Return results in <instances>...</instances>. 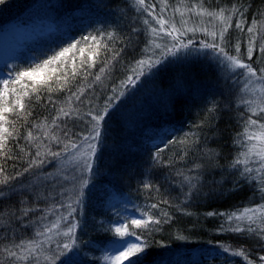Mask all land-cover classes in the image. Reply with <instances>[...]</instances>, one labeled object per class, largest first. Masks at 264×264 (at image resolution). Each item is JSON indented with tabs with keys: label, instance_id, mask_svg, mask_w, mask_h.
Returning a JSON list of instances; mask_svg holds the SVG:
<instances>
[{
	"label": "trees",
	"instance_id": "1",
	"mask_svg": "<svg viewBox=\"0 0 264 264\" xmlns=\"http://www.w3.org/2000/svg\"><path fill=\"white\" fill-rule=\"evenodd\" d=\"M213 1L225 8L238 5L247 19L245 32H240L235 28L236 18L233 17V27L226 36L230 54H235L233 45L239 40L243 57L248 40L246 29L253 20L260 22L256 25V46L264 44V0ZM45 9L54 15L56 31L28 44L22 54L25 58L14 63L11 70L15 74L35 66L82 37L113 33V40L101 41V45L108 44L107 51L102 46L97 48L91 40L77 44V48L56 65L57 75L63 76L65 72L70 75L73 69L79 73L81 61L95 56V67L91 68L87 79L77 74L68 85L73 91L78 87L84 89L81 97L84 103L74 101L72 104L73 108H79L84 119H68L65 123L69 134H74L73 139L79 142L81 134L87 135L91 130L86 116L88 110L93 105L96 110L106 105L110 109L102 122L95 163L87 177L120 194L127 207L158 218L165 212L168 214L160 216V224L135 229L148 245L151 264H247L242 257L232 254L241 248L246 249L249 259L259 264V256L264 255V239L256 234L229 231L232 222H226L225 216L208 214L239 212L264 203V192L259 191L258 183L245 182L231 167L242 153L238 137L244 132L245 120L250 115L248 105L240 102L236 81L225 76L216 60L203 55L196 45L198 51H187L178 58L180 52L168 56L165 64H158L151 72L145 70L146 74L138 81L121 88V82L132 75L130 69L135 62L145 56L143 49L149 42L144 20H149L150 16L138 7L136 0H3L0 2V29L16 21L26 23L27 14ZM81 47L83 57L78 51ZM120 49L123 51L111 61L110 70L100 82H95L104 58ZM263 58L254 54L250 63L259 70ZM53 84L56 91L41 88L39 93L30 92L24 97L25 109L30 108L31 115L16 119V140L8 141L10 154L18 158L0 157V164L8 175L23 173L9 185L0 186L6 193L0 197V264H13L3 251L5 247L11 248L21 239L36 238L44 225L58 220L61 215L67 216L69 203L76 208L73 217L79 221L75 250L80 254L75 260L81 264H96L95 259L85 253L94 251L93 245L104 247L112 239L110 231L99 229L97 221L104 213L93 204L90 192L79 196L81 202L77 205L74 200L78 194L75 196L66 190V181L37 179L48 172L56 173L71 153L43 168L24 173L37 151L35 144L40 140L48 142L36 125L42 124L45 118L50 122L57 107L66 106L68 88H60L55 77ZM113 89L123 94L109 103L108 98L114 96ZM48 97L57 107H53ZM9 99L11 102V96ZM9 119L15 117L10 114ZM30 128L38 140L26 139ZM59 134L63 138V132ZM169 140L178 142L166 144ZM52 147L60 150L62 145ZM161 149L157 163L153 156ZM197 164L201 165L199 169L195 167ZM180 172L201 177V195L185 198L187 185L177 174ZM222 179L224 182L219 183ZM237 180L239 186L234 187ZM146 184L152 187L146 188ZM60 192L64 195H59ZM60 204L65 207H53ZM153 204L158 207L152 208ZM25 208L31 209L27 216L23 215ZM45 216L47 219H43ZM73 217H68L67 223L74 222ZM128 225L131 231L134 226ZM65 228V222L61 221L60 230ZM61 239L67 240L54 237L56 241ZM224 248L230 250L224 252ZM41 264L47 262L42 260Z\"/></svg>",
	"mask_w": 264,
	"mask_h": 264
},
{
	"label": "snow or ice",
	"instance_id": "2",
	"mask_svg": "<svg viewBox=\"0 0 264 264\" xmlns=\"http://www.w3.org/2000/svg\"><path fill=\"white\" fill-rule=\"evenodd\" d=\"M3 2V0H0ZM206 0H180L179 4L170 5L168 0H159V12L156 11L158 5L156 3H148L147 0H136V4L142 9L151 20H144V24L148 26V32L152 37L147 46L143 49L145 56L135 62V65L130 69L132 75L126 77L125 81L121 82L120 87H127L129 84H134L139 80L141 76L146 74L145 70L151 72V70L167 59L168 56H175L182 50L191 52L198 51L196 47V41L193 39L185 40L189 33L195 35L197 32H202L206 39L199 42V49H211L213 55L218 61L228 67L233 74L239 79H244V89L253 93H260V98L264 100V68L257 70L253 67L252 61L253 55L258 54L264 56V44L256 46V25L260 23L257 20H253L246 29L248 34L247 46L243 57L241 56L240 41L237 40L233 45L235 54H230L227 50L228 40L226 36L229 29L233 27V17L236 18L235 28L240 32H245V24L247 19L245 13L238 5H232L231 7L218 9H209L205 7ZM171 12L170 16H165V13ZM176 14H179V20H177ZM212 23L216 21L215 25L211 29L205 23ZM114 39L113 33L101 34L97 36H85L80 41L69 44L67 48H63L58 53H55L48 59L43 60L41 63L35 66H30L28 69L16 71L13 75L9 73V79L0 80V157L6 159H15L11 153V148L8 145V141L11 138L16 140V119H21L28 115H31L30 108L26 111L24 97H28L29 93H39L41 88H46L47 91H56L54 87L53 78L59 84L60 88H68L69 95L65 99L66 106L57 107L55 102L48 97L53 107H57L55 116L49 122L47 118L42 124H37V128L42 129V135L47 139V143L44 140H40L35 144L37 151L34 154V158L29 160L28 166L24 168V173L31 172L34 168H43L45 164L52 163L53 160L67 157L69 153H72L71 160L75 161L77 165H81L84 173H91L93 165L95 163V156L97 152V142L101 136L102 122L105 121L109 114L110 109L107 105L101 109L96 110L95 106L88 110L86 116L88 117V123L91 124V130L89 134H81L79 142L73 139L74 134L70 135L67 129L68 119L80 118L84 119L80 114L79 108H73L74 101L84 103L81 97L84 96V89L76 88L75 91L68 87L69 80H74L77 74L87 76L90 74L91 68L95 67V56H89L87 61L82 60L80 65V72L77 73L75 69L71 71L69 75L65 72L63 76L57 75L58 67L57 62L61 61V58L66 57L73 49L77 48V44L87 42L89 40L96 43L97 48L101 46L105 51L108 50V44L101 45V41H111ZM163 41V42H158ZM159 50L157 52L156 50ZM81 57L84 55V48L78 49ZM123 49L114 51L111 57H106L103 60V66L99 69V72L95 75V82H100L102 76H104L109 70L111 61L115 60ZM74 61V58H73ZM62 67V65H61ZM242 70V71H238ZM32 82L29 85L28 82ZM62 81V83H60ZM261 82L258 86L256 82ZM249 85L254 87L249 88ZM18 86V87H17ZM39 86V87H38ZM89 83L88 87H91ZM114 96L108 98V102L111 103L118 95L123 93H116V89H113ZM11 96V102H10ZM39 100V95L36 96ZM248 105V112L250 115L245 120V130L243 135L247 140V151L241 153L240 157H237L231 167L236 169L239 173L240 179L247 182L249 179L258 181L259 191L264 192V106H260L254 100L244 101ZM13 115L15 119H9V115ZM253 117H259L255 119ZM256 128L258 131H250V129ZM63 132V138L59 132ZM26 139L29 141L38 140V137L33 136V130L30 128L27 132ZM178 141L169 140L166 144L177 143ZM182 142V141H181ZM52 145L60 146V150H53ZM160 151H157L153 156V160L157 163L160 162ZM29 155H32L29 153ZM51 157L52 159H49ZM255 161L257 167H249V163ZM237 166H242L238 168ZM197 169L201 165H195ZM77 171L80 168L77 167ZM191 171V170H190ZM255 173V175H253ZM23 173H17L16 176L8 175L5 168L0 164V186L9 185L10 181L17 179L19 175ZM59 174V173H58ZM183 177L182 183L187 185V191L185 192V198L191 199L193 196H199L202 194L201 177L199 175H185L180 172L177 173ZM62 179L67 180V176H62ZM37 179L43 180H55L56 177L51 172L38 176ZM73 179H76L73 177ZM79 181L83 187H87L89 178L86 175H81ZM223 179L219 183H223ZM239 186V180L234 184V187ZM146 188H151L152 185L146 184ZM66 191V190H65ZM64 195V192L58 193ZM6 193L2 187H0V197L5 196ZM79 193L74 203L79 205L80 199ZM164 203H167L166 201ZM53 207H65V205H54ZM68 211L67 216L61 215L60 218L50 224L44 225L43 231L36 233V238L21 239L18 243L14 242L12 247H5L4 252L13 261V264L17 262H23V264H41V261H46L47 264H81V262L74 259L79 253L75 250L77 245L76 231L79 227V221L75 220L73 214L76 212V208L71 203L66 205ZM152 208H157L158 205H151ZM30 208L23 210V215L27 216ZM209 215H222L226 217V222H232L229 224V231L234 233L256 234L264 239V203L258 204L255 207H246L239 212L231 213H214L209 212ZM167 217L165 212L162 214ZM146 216V219L144 218ZM68 217H73L74 222L67 223ZM47 219V217H43ZM61 221L66 224L65 230L61 229ZM132 226L129 231L128 224H120L115 227L114 232L120 239L114 240V244H118L119 247L115 248V253L105 257L106 260H110L112 264H151L149 261L150 253L147 252L148 245L141 242V237L135 231L136 228H147L151 224H160L161 220L155 218L152 215L146 213L141 214L140 219H131L129 222ZM223 230V226H221ZM54 237H66L67 240L61 239L60 241L54 240ZM54 244V248H53ZM229 248H224V252H228ZM70 253V254H69ZM234 256L242 257L247 264H256L254 260L249 259L246 249H238L232 252ZM259 264H264V255L259 256Z\"/></svg>",
	"mask_w": 264,
	"mask_h": 264
},
{
	"label": "rangeland",
	"instance_id": "3",
	"mask_svg": "<svg viewBox=\"0 0 264 264\" xmlns=\"http://www.w3.org/2000/svg\"><path fill=\"white\" fill-rule=\"evenodd\" d=\"M148 3H156L158 5L156 11L159 12V0H147ZM170 5H176L180 3V0H168ZM205 7L209 9H218L220 7H224L223 5H217L213 0H206L205 2ZM225 8V7H224ZM171 12L169 11L168 13H165V16H170ZM27 27H24V29L28 30L29 32H34L35 33V38L39 37H47L46 35L49 33H54L56 31V23L54 21V15L52 12L45 10L41 11H35L32 13L27 14ZM177 20H179V14H176L175 17ZM149 22L154 24V21L151 20V17L149 18ZM205 23H207V19L205 20ZM216 21H212V23H207V26L209 29L215 25ZM149 33V32H148ZM50 35V34H49ZM152 37L149 34V41ZM207 37L204 36L202 32H197L195 35L192 33H189L187 37H184L185 40L187 39H193L196 41V45L199 46V42L206 39ZM158 42H163V41H158ZM27 46L23 45L20 46L19 49L16 51L14 54L13 58L9 61L8 64H5V67L1 66L0 67V80L4 79H9V73L13 74V71L11 70L12 66L14 63L21 61L22 59L25 58L22 54L26 51ZM159 52V50H156ZM190 51V50H187ZM183 51L180 52L178 57H181L185 54ZM202 54L205 56H208L209 58H213L216 60L217 65L219 66L220 70L225 76H228L230 79H234L236 81V84L239 89V96H240V102L241 104H245L244 101L248 100H254L256 101L260 106H264V100L260 98L261 94L256 92H250L244 89V79L243 77H240L239 79L233 72L226 67L224 64H222L220 61L216 59V57L213 55L211 49H200ZM191 52V51H190ZM168 61V59L162 60L160 64H165V62ZM58 64V62H57ZM261 68H264V58L263 61L261 62ZM242 71V70H238ZM14 75V74H13ZM261 82L257 81L256 85L258 86ZM249 88L254 87V85H249ZM259 119V117L255 118ZM250 131H258L256 128L250 129ZM244 132H242L239 137H238V144H240V150H242V153L247 151V140L246 137L243 135ZM72 155V153H71ZM71 155H69L60 165H59V170L53 174L54 177H56V182H63L66 181V190L70 192V194L77 196V194L82 193L84 195L85 193L92 194L91 197H94L93 199V204L103 210L104 217L102 219L98 220L99 224V229H105L108 230L112 233V239L107 242V244L104 247L93 245L94 246V251L85 253L86 256H89L88 258L90 259H95L96 264H112L110 260H106L105 257L110 256L115 253V248L119 247L118 244H114V240L120 239L118 235L114 232L115 227L120 226V224H126V222H130L131 219H140L141 214L146 213L138 208L126 206L124 203L123 197L114 192L112 189L109 187L103 186L102 183H94L89 181L87 187H83L79 181V177L81 175H86L87 173H84L83 168L81 165H77L75 161L71 160ZM249 167H257V164L253 160V162L249 163ZM77 167L80 168V171H77ZM59 173V174H58ZM255 175V173H253ZM62 176H67L68 179H62ZM75 177L76 179H73ZM253 183H258L256 180L249 179ZM48 181V180H47ZM80 195V196H82ZM83 198V197H81ZM150 215L149 213H146ZM154 216V215H152ZM162 216V215H160ZM158 216L155 217L157 219H160L161 217ZM146 219V216L144 217ZM68 221V220H67ZM129 224V223H128ZM150 226L156 225V224H149ZM129 228V225H128ZM143 243V241L141 240ZM89 245V244H88ZM127 264V262H125Z\"/></svg>",
	"mask_w": 264,
	"mask_h": 264
}]
</instances>
